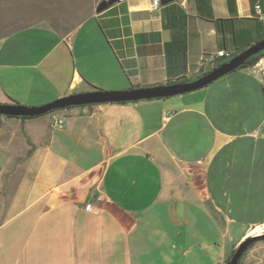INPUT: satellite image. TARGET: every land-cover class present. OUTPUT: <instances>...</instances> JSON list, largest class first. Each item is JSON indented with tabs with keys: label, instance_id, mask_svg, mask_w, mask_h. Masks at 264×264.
I'll return each instance as SVG.
<instances>
[{
	"label": "crops",
	"instance_id": "1",
	"mask_svg": "<svg viewBox=\"0 0 264 264\" xmlns=\"http://www.w3.org/2000/svg\"><path fill=\"white\" fill-rule=\"evenodd\" d=\"M106 1L3 37L0 103L192 80L264 39V0ZM260 226L264 54L179 96L0 115V264H226Z\"/></svg>",
	"mask_w": 264,
	"mask_h": 264
},
{
	"label": "water",
	"instance_id": "2",
	"mask_svg": "<svg viewBox=\"0 0 264 264\" xmlns=\"http://www.w3.org/2000/svg\"><path fill=\"white\" fill-rule=\"evenodd\" d=\"M114 1L116 0H109L102 3L99 6L98 11H102ZM169 1L170 0H167L165 2ZM262 52H264V39L252 45L250 48L235 57L219 64L212 70L192 80L131 90L106 91L98 89L90 92L67 95L49 103L35 106L0 103V115L17 118H35L51 113L55 110H64L71 107L137 102L179 96L209 86L218 79L240 69L248 60L261 54ZM260 240H264V233L257 232L256 234L244 238L239 242L235 252L232 254L230 259L226 261V264H239L241 258L247 252L249 247Z\"/></svg>",
	"mask_w": 264,
	"mask_h": 264
},
{
	"label": "rangeland",
	"instance_id": "3",
	"mask_svg": "<svg viewBox=\"0 0 264 264\" xmlns=\"http://www.w3.org/2000/svg\"><path fill=\"white\" fill-rule=\"evenodd\" d=\"M92 1L0 0V47L3 37L33 24L36 25L31 32H37L35 35L37 37L47 31L48 23L63 30L72 28L78 21L90 14ZM7 47L9 49L10 45L8 44ZM263 229L264 226H260L250 235L257 232L263 233ZM232 251L233 248H228V256ZM242 264H264V240L254 244L244 257Z\"/></svg>",
	"mask_w": 264,
	"mask_h": 264
},
{
	"label": "trees",
	"instance_id": "4",
	"mask_svg": "<svg viewBox=\"0 0 264 264\" xmlns=\"http://www.w3.org/2000/svg\"><path fill=\"white\" fill-rule=\"evenodd\" d=\"M263 54H264V52H262L261 54H259V55H257V56H254L253 58H251L250 60H248V61L245 63V65H243L241 68H246V67H251V66L256 65V64L259 62L260 58L263 56ZM229 58H230V54L227 55V56L219 57V59H216V60L214 61L215 64H216L215 66H217V65H219L220 63H222V62L228 60ZM221 60H223V61L221 62ZM241 68H240V69H241ZM97 90H98V89H97ZM16 104H18V103H16ZM89 106H91V105H89ZM81 107H86V106H81ZM71 108H73V107H71ZM67 109H70V108H67ZM64 110H65V109H64ZM58 111H61V110H55V111H53V112H51V113H56V112H58ZM51 113H48V114H45V115H49V114H51ZM45 115H43V116H45ZM6 117H8V118H17V117H11V116H6ZM39 117H42V116H39ZM35 118H38V117H35ZM20 119H34V118H31V117H21ZM253 246H254V245H251V247L247 250V252H248ZM235 250H236V249H233L232 253L227 257V260L230 259V257H231L232 254L235 252ZM247 252L244 254L243 258L241 259L240 264H241L242 260L244 259V257L246 256Z\"/></svg>",
	"mask_w": 264,
	"mask_h": 264
},
{
	"label": "built area",
	"instance_id": "5",
	"mask_svg": "<svg viewBox=\"0 0 264 264\" xmlns=\"http://www.w3.org/2000/svg\"><path fill=\"white\" fill-rule=\"evenodd\" d=\"M153 2H154V6H155V7H159V5H160V3H161V0H153ZM256 8L259 9L260 6L258 5ZM227 55H229V53L223 50V51H219L217 56H218V57H222V56H227ZM214 61H215V58L212 57V56H210V57H205V58H203L202 61H201V66H205V65H207V64H211V63H213ZM54 124H55L56 126H58V127H63V126H64V118H61V117H58V118H57V117H56V118H55V122H54ZM92 210H93L95 213H98V212L100 211V208H99L98 206H93V207H92Z\"/></svg>",
	"mask_w": 264,
	"mask_h": 264
},
{
	"label": "flooded vegetation",
	"instance_id": "6",
	"mask_svg": "<svg viewBox=\"0 0 264 264\" xmlns=\"http://www.w3.org/2000/svg\"><path fill=\"white\" fill-rule=\"evenodd\" d=\"M263 233H264V229H263ZM254 244H255V243H254ZM254 244H252V245H254ZM250 247H251V246H250ZM250 247H249V248H250ZM247 253H248V252H247ZM243 256H244V255H243ZM242 258H243V257H242ZM242 258H241V259H242ZM240 261H241V260H240ZM242 261H243V260H242ZM239 264H240V262H239ZM241 264H242V262H241Z\"/></svg>",
	"mask_w": 264,
	"mask_h": 264
}]
</instances>
